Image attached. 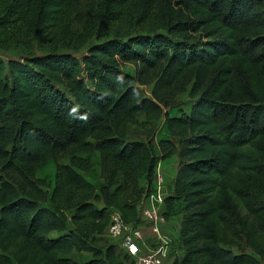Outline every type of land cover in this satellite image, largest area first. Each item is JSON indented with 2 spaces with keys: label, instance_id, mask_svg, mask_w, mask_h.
Returning a JSON list of instances; mask_svg holds the SVG:
<instances>
[{
  "label": "trees",
  "instance_id": "trees-1",
  "mask_svg": "<svg viewBox=\"0 0 264 264\" xmlns=\"http://www.w3.org/2000/svg\"><path fill=\"white\" fill-rule=\"evenodd\" d=\"M79 1L0 0V46L18 22L34 39L69 33ZM124 18L151 33L111 38ZM85 30L99 41L81 57L0 59V264L132 263L101 236L113 211L141 223L172 156L171 264H263L264 0H96ZM139 115L163 118L180 148L126 141ZM80 153L99 156L101 179Z\"/></svg>",
  "mask_w": 264,
  "mask_h": 264
},
{
  "label": "rangeland",
  "instance_id": "rangeland-1",
  "mask_svg": "<svg viewBox=\"0 0 264 264\" xmlns=\"http://www.w3.org/2000/svg\"><path fill=\"white\" fill-rule=\"evenodd\" d=\"M95 11L96 0H80L75 5L74 17L71 21L72 24L69 33L57 35V38L46 37L43 40L34 39L33 32L29 28L24 26L23 23H14L10 27V29L12 30L10 35L5 36L4 38V45L0 46V59L7 63L10 59L30 57L35 55L40 56L44 55L48 51L55 50H58L62 53H70L76 57H81L87 52L91 44L99 41L97 33H94V35L85 33V27L88 25L91 26L92 22L94 21ZM150 33L151 32L149 27L137 23L135 19L124 18L121 22L115 24L113 29L109 32V36L111 38L121 37L122 39H127L137 34ZM127 67H129V65H126L123 68L125 69ZM153 85L154 84L141 86L148 97H152L151 93L154 87ZM177 100L182 102V107L186 111H189L192 107V104L195 102V100L192 99L189 95V88L184 93L179 94L177 96ZM163 122V118L159 120H150L146 118L145 115H139L137 121L131 124L128 128L126 141H143L146 143H153L156 150H158L159 141L162 138H169L174 144H176L178 148H180L179 138L170 136L163 129ZM79 155L81 157L88 158L91 161L90 171L83 172L84 175L91 181L101 179L103 170L100 164L99 156L96 153H80ZM176 158L177 156H172L170 158L161 159L162 173L165 181L164 185L167 195H169L168 193H171V183L176 177ZM58 162L61 164L70 163L67 157L59 158ZM146 233L148 234L149 230ZM177 235V232H173V234H171V238L173 239V241L175 239L177 240ZM150 238V236H147L148 240H150ZM101 241L117 243L118 240L109 237L106 232L101 236L100 242ZM121 251L122 250L120 249L119 252ZM177 251L178 252H175L172 258L168 260L169 264L172 263L177 254L183 256L182 252L180 253V249ZM128 263L129 261H127L125 264Z\"/></svg>",
  "mask_w": 264,
  "mask_h": 264
},
{
  "label": "built area",
  "instance_id": "built-area-1",
  "mask_svg": "<svg viewBox=\"0 0 264 264\" xmlns=\"http://www.w3.org/2000/svg\"><path fill=\"white\" fill-rule=\"evenodd\" d=\"M155 182V188L141 204V223L128 224L119 211L111 213L107 234L118 240L119 248L131 257L132 264H169L171 241L162 230L166 221L161 213L166 191L161 163L157 166Z\"/></svg>",
  "mask_w": 264,
  "mask_h": 264
},
{
  "label": "crops",
  "instance_id": "crops-1",
  "mask_svg": "<svg viewBox=\"0 0 264 264\" xmlns=\"http://www.w3.org/2000/svg\"><path fill=\"white\" fill-rule=\"evenodd\" d=\"M176 164H177V169L179 166V159L178 157L176 158ZM172 184V183H171ZM168 190V189H167ZM171 193H172V186H171ZM168 193V194H171ZM167 193H166V197H167ZM178 221V222H177ZM178 227V228H177ZM179 228H180V217H175V218H171L169 220H166L164 224H162V229L164 230L165 235L171 240L173 241V239L171 238V234L174 233H178L179 232ZM174 236V235H173ZM129 263L128 264H132L131 260H128Z\"/></svg>",
  "mask_w": 264,
  "mask_h": 264
}]
</instances>
